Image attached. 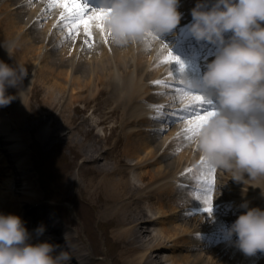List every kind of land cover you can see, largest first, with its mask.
<instances>
[{
	"label": "bare ground",
	"instance_id": "6f19581e",
	"mask_svg": "<svg viewBox=\"0 0 264 264\" xmlns=\"http://www.w3.org/2000/svg\"><path fill=\"white\" fill-rule=\"evenodd\" d=\"M54 7L56 14L52 16L51 24L45 28L48 31L53 28L52 36L40 39L43 19L50 16L48 12ZM10 8L16 9L10 11ZM62 12H65V9L55 3V0H0V14L3 13L0 30L3 31V40H17L19 46L15 49V57L27 65L28 69H37L38 80L43 88L33 86V95L41 93L42 101L61 116L66 126L76 124L77 114L83 112L93 98L98 96L102 99L93 102L92 115H84V120H81L82 123L85 122L86 128L82 126L80 132L89 137V142L79 139L80 143L84 144L82 156L85 159L80 167L83 181L77 182L71 178L70 184L76 189L71 192L72 196L65 197L78 200L88 210L97 208L98 225L103 228L106 241L110 246H114V250L109 248L104 251L96 245L92 254H87V244L79 232L78 222L64 214L58 224L62 223L59 229L70 230L68 241L73 257L69 264H109L108 261L111 260L115 264L119 261L122 264H237L240 260V264H258L255 257L245 254L229 240L222 216L216 215L215 210H212L211 214L204 210L207 205L203 193L193 188L187 189L184 184V181H188L201 185V178L204 177L202 175H213L208 170L207 161L203 166L194 158L191 160L193 150L187 145V140L191 139L190 134L185 130L176 138H172V133L163 135V131L159 130L171 128L170 125L147 120L150 117L161 120L154 110L145 111L147 108H153V104L157 102L169 104L170 108H173L178 100H181L184 107L188 103L181 95L179 99L173 97L171 101H167L165 97L168 96L160 93V90H171L170 85L154 90L149 85L162 76L175 78L179 83L186 80L185 75L191 77L188 72L194 73V81L198 80V65L180 58L179 61L165 66V57L169 54L168 49L161 43L164 37H167L165 33L160 37L145 36L138 41L139 47L135 49L133 42L117 45L105 29L108 37L104 40L108 45H112L114 58L118 60L112 65H109L105 55L101 53L102 49L96 47L92 39L84 40L81 46L75 48V52L71 51L76 30L57 37L62 32L60 27L67 23L66 17L61 19ZM191 18L190 16L186 22H180V25L184 26ZM61 20L66 22L62 23ZM21 22H25V25ZM57 22L60 24L59 29ZM91 30H95L94 23ZM39 41H43L41 46L38 45ZM152 43H156L153 48L152 67L158 64L159 66L152 71H147L144 67L143 78H135L133 72L138 65L144 64L146 55L152 50ZM130 52L134 54L135 59L131 65L128 64L127 58ZM15 57H10L1 44L0 58L11 59L7 62L14 63ZM214 57L215 55L207 60L210 61ZM114 58L112 57V60ZM70 65L71 71L67 69ZM119 73L123 74L122 87H118L122 76ZM31 82L25 79L23 87H31ZM157 95L164 98L157 101L154 98ZM149 99L150 103H147ZM14 101L16 108H22L25 99L23 101L17 96ZM28 101L30 100L26 98V102ZM184 109L189 115L191 108ZM4 113L3 109V114L0 112V141L5 142L15 154L12 157L14 161L10 164V159L0 153V209L5 213H17L19 209H23L24 213L23 207L27 206L29 201L40 200L34 178L28 171L26 154L23 153L27 150V144H24L22 138L28 134L21 130L24 123L15 122L10 125L7 118H4ZM166 113L174 112L167 110ZM181 126L183 125L175 124L172 129L175 131ZM47 129H42L40 133ZM68 145L79 154V151H82L77 148L78 144L74 140ZM5 152L9 156L7 149ZM130 160L134 161V164ZM16 164L19 165L16 172L21 176L20 179L15 178V183L23 185L18 189V195L10 189L11 178L1 176L5 174V167L13 170ZM214 176L216 177L215 174ZM249 179L247 186L252 188H249L248 194L244 191L248 187L242 186L247 180H237L229 175L228 180L234 183L230 184L231 188H227L226 197L231 198L228 201L236 208L245 200L250 201V206L255 200L264 201V192L260 191L264 176ZM214 184L222 186V183ZM56 193L61 195L58 190ZM78 193L80 197L75 195ZM261 207H264V203ZM14 209L16 210L13 211ZM28 215L38 217L41 212L36 211V207L32 205ZM24 220L27 226L31 222L29 218ZM91 220L89 218V221ZM212 220L216 221L215 224L211 223ZM58 242L65 243V240L60 238ZM114 243H118V250H115ZM167 249H171L173 254L164 258L162 251ZM97 255L104 257L97 260ZM234 256H237V261Z\"/></svg>",
	"mask_w": 264,
	"mask_h": 264
},
{
	"label": "clouds",
	"instance_id": "9594fccd",
	"mask_svg": "<svg viewBox=\"0 0 264 264\" xmlns=\"http://www.w3.org/2000/svg\"><path fill=\"white\" fill-rule=\"evenodd\" d=\"M180 2L104 0L102 8L110 10L105 28L117 45L147 35L160 37L180 24ZM192 15V33L217 45L200 79L193 81L185 75L188 88L201 89L203 97L216 102L195 136L196 144L209 164L233 171L237 180L245 174L264 176V0H197ZM0 43L15 57L17 40ZM28 75L27 65L16 57L14 63L0 58V107L17 96L24 101L30 88L23 87ZM10 87L17 88V93H9ZM239 207L247 211L225 227L226 236L247 255L264 251V207H251L247 200ZM46 227L42 223L35 232L43 234ZM66 240L69 247L54 254L59 244L33 243L21 215L0 212V264H69L73 256L67 233Z\"/></svg>",
	"mask_w": 264,
	"mask_h": 264
},
{
	"label": "rangeland",
	"instance_id": "374dc122",
	"mask_svg": "<svg viewBox=\"0 0 264 264\" xmlns=\"http://www.w3.org/2000/svg\"><path fill=\"white\" fill-rule=\"evenodd\" d=\"M3 40L2 35L0 34V41ZM139 45V44H138ZM38 88H43L38 82ZM41 93L35 94L31 99L30 106L26 108L20 106L15 107L13 113L14 118L13 122L19 124L24 123V126L21 128L22 132L25 130L28 134L20 137L24 144H27L26 154L27 164L30 167V172L34 178V185L36 188L41 190L40 195L41 201L40 204L47 206L46 208L51 210L48 206L49 198L51 200H56L59 202V207L63 210L60 211L65 214L67 217L78 222L77 227L81 233L83 240L86 242V253L90 254L94 247L97 245L102 250H108L109 248L114 250V246H110L109 242L106 241V236L103 232V228L98 225V214L96 213L97 208L88 210L83 205L79 203L76 199H67L65 195H71V192L76 189L70 184L71 178H74L77 182H82V173L80 171L81 165L84 163L85 157L82 156L84 150V144L80 143V138L84 139V142H89V137L87 134L81 131V127L85 129L84 115H88V110L86 107L83 112L78 113V121L70 126H66V122L60 118L53 109L48 107L46 103L42 101ZM100 101L99 98L95 99ZM83 105V103H81ZM80 104V105H81ZM17 112H16V111ZM21 111V112H20ZM74 114V111H70ZM17 113V114H16ZM67 115V113L65 112ZM64 115V114H63ZM65 116V115H64ZM33 125V126H32ZM48 128L45 132L40 133V131L45 128ZM61 131V132H60ZM56 133L52 135V133ZM74 140L78 144V149L80 154L71 149L68 145ZM28 151V153H26ZM55 175V177H54ZM10 178H13L11 175ZM58 190V193L55 192ZM78 194L77 197H80ZM73 195V196H75ZM44 208V209H46ZM60 209V210H61ZM89 218L92 220L89 221ZM111 234V233H110ZM115 244V250H118V243ZM197 250H195L196 252ZM164 258L169 255H172L173 252L171 249L162 251ZM104 256H96L97 260H101ZM235 261H237V256ZM109 264H115L114 262L108 261ZM239 261H237V264ZM118 264H122L119 261Z\"/></svg>",
	"mask_w": 264,
	"mask_h": 264
},
{
	"label": "snow or ice",
	"instance_id": "6c2138e0",
	"mask_svg": "<svg viewBox=\"0 0 264 264\" xmlns=\"http://www.w3.org/2000/svg\"><path fill=\"white\" fill-rule=\"evenodd\" d=\"M55 3L62 5L65 9V12L61 13V19L67 18V24L69 25V33L71 34L74 30L77 31L81 26H83L87 35L91 36V27L93 21H97V27L100 29H106L104 24V18L107 14V11L102 7L93 8L89 3H85V0H55ZM167 61H179L180 57L173 54L172 51L165 57ZM181 69H183V62L181 61ZM155 84H163L165 81L158 80L154 81ZM181 98L187 100L188 103L185 105V108H191L189 115L187 116V121L189 127L186 131L190 134V138L196 136L199 129L202 127L205 120L214 112L213 109H208L205 107L206 103H210V101H206V98L201 94L193 92L190 88L185 87L180 90ZM163 113H161L162 115ZM212 166H210L211 168ZM201 183L206 185V189L203 192V196L205 198V203L207 205L204 208L209 214L212 212V201L211 194L214 190L215 176L214 173L211 178L205 176L201 178ZM199 194V193H198Z\"/></svg>",
	"mask_w": 264,
	"mask_h": 264
}]
</instances>
